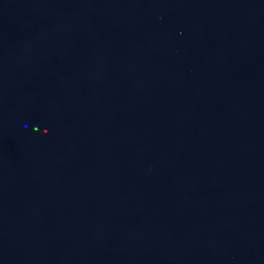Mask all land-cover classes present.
I'll return each instance as SVG.
<instances>
[{"label":"water","instance_id":"water-1","mask_svg":"<svg viewBox=\"0 0 264 264\" xmlns=\"http://www.w3.org/2000/svg\"><path fill=\"white\" fill-rule=\"evenodd\" d=\"M0 264H264V0H0Z\"/></svg>","mask_w":264,"mask_h":264}]
</instances>
